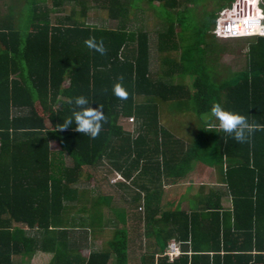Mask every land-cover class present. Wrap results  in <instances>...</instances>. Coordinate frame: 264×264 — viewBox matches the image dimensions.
I'll return each instance as SVG.
<instances>
[{
    "label": "trees",
    "instance_id": "trees-1",
    "mask_svg": "<svg viewBox=\"0 0 264 264\" xmlns=\"http://www.w3.org/2000/svg\"><path fill=\"white\" fill-rule=\"evenodd\" d=\"M46 1L0 0V264H128L130 223L152 240L140 264H264V37L246 38L244 66L221 74L214 56L225 46L211 33L234 0L194 21V0ZM90 3L114 24L86 23ZM66 4L69 14L51 21ZM258 5L264 14V0ZM146 6L158 20L153 35L135 24ZM93 39L103 54L85 44ZM80 95L106 117L95 138L63 128ZM216 103L253 125L245 142L205 122ZM163 104L198 117L191 142L163 126ZM106 164L129 182L124 190L134 187L121 207L89 188ZM206 167L223 190L200 185L161 200ZM106 228L111 237L94 249ZM171 243L180 254L169 261L162 253Z\"/></svg>",
    "mask_w": 264,
    "mask_h": 264
},
{
    "label": "rangeland",
    "instance_id": "rangeland-1",
    "mask_svg": "<svg viewBox=\"0 0 264 264\" xmlns=\"http://www.w3.org/2000/svg\"><path fill=\"white\" fill-rule=\"evenodd\" d=\"M46 1V0H45ZM195 4L191 6L193 9L192 12L188 13V19L189 20H196V19H201L202 17L206 16L210 11L216 9L218 5L222 3V0H194ZM46 5L48 8L51 7V2L50 0H47ZM79 9L78 7L76 8V12L78 13ZM70 12V7H66L64 9V12L62 13H57L54 14L53 12L51 13V21H54L56 17L67 15ZM153 12V11H152ZM151 11H148L146 13H138L137 15L139 16V19H142V21H135L136 25H141L144 23L146 30L150 32L151 35H153V31L156 29V17L153 15ZM107 14L105 11L93 8L91 11L86 15L85 22L88 24L92 25H105V26H112L114 23L107 20ZM215 42L219 43L221 46L224 47V52H222L221 55L219 56H214L217 57V62L215 64L216 70L223 74L225 71H238L244 66L245 58H244V53L243 51L245 50V46L247 44V39H237V40H216ZM152 69H155L157 67L156 65V59H155V53L153 52L152 54ZM156 65V66H155ZM226 73V72H225ZM172 110L170 109V106L168 107V104H163L161 106V121L163 126L170 131L173 135L176 137L182 139L186 143L191 142L198 134V128H199V120L198 117L192 113V111L186 110V111H181V114L179 112H171ZM122 126L126 130H131V128L134 126V122H130L127 120H122L121 121ZM53 145V143H52ZM92 172V171H90ZM94 175L93 178L88 182L89 188H95L97 190V193L100 192L102 195H106L111 197L112 201L111 204L112 206L115 205L116 207L123 206V201H120V195H127L130 196L134 193V187H130V190H124L120 188L117 184H119L120 181H117L118 183H114L115 174L114 170L110 169V167L106 164L102 167H98L96 172H92ZM192 178V175H187L183 180H181L178 183L177 187H172V188H167L169 192L167 195H165V192L163 193V196H161V200H169L173 196L178 195L180 192L186 193V196L194 194L198 187L201 184H204L206 188H214V189H219L223 190V187L217 184V174L214 171V169L208 170L206 173V178L207 179H200L199 176H193L194 181H193V186H191L190 191H186L183 189L184 187L188 186V181ZM205 178V177H204ZM111 182H110V181ZM108 182L112 183L113 185L111 186ZM97 184V185H96ZM132 191V192H131ZM171 197V198H170ZM155 202V200H153ZM141 214L143 215L145 213V205L143 201L141 202ZM183 207H187V200L183 199ZM224 204L226 205L227 202L224 200ZM120 211V210H119ZM105 217L107 218L108 216L111 217V213L105 209L104 211ZM112 217L114 220H117V217L112 214ZM112 218V219H113ZM130 223V222H129ZM132 225H129V235H128V263L129 264H136L137 263V256L140 255L143 250L145 249L144 246L147 244V242H151L152 240L146 239L148 236H143V233L140 234V237L137 233V231L131 230L132 227L134 226L133 223H130ZM121 228L122 226H118ZM117 227V228H118ZM111 229L106 228L104 233L100 236L94 239V247L100 248L102 244L111 237Z\"/></svg>",
    "mask_w": 264,
    "mask_h": 264
},
{
    "label": "clouds",
    "instance_id": "clouds-1",
    "mask_svg": "<svg viewBox=\"0 0 264 264\" xmlns=\"http://www.w3.org/2000/svg\"><path fill=\"white\" fill-rule=\"evenodd\" d=\"M85 44L101 54L105 52L103 41L97 43L93 39L85 41ZM113 91L119 98L124 99L127 97V93L120 83L114 85ZM92 103L86 96L75 97L72 114L63 120V128H69L74 124L75 131L95 138L99 134L106 117L103 109L98 105L93 107ZM213 120L219 122V128L224 133L240 143L245 142L253 130V125L248 122L246 116L226 110L219 103L213 104L209 113L205 116L206 123Z\"/></svg>",
    "mask_w": 264,
    "mask_h": 264
},
{
    "label": "built area",
    "instance_id": "built-area-1",
    "mask_svg": "<svg viewBox=\"0 0 264 264\" xmlns=\"http://www.w3.org/2000/svg\"><path fill=\"white\" fill-rule=\"evenodd\" d=\"M258 2L250 5L249 0H234L230 7L218 13L211 33L224 40L264 36V14ZM179 254V247L171 243L162 256L172 261Z\"/></svg>",
    "mask_w": 264,
    "mask_h": 264
},
{
    "label": "crops",
    "instance_id": "crops-1",
    "mask_svg": "<svg viewBox=\"0 0 264 264\" xmlns=\"http://www.w3.org/2000/svg\"><path fill=\"white\" fill-rule=\"evenodd\" d=\"M51 5V4H50ZM66 7H70V10H71V8H72V5L71 4H66V5H64L63 6V8L65 9ZM78 7V9H80V7L78 6V5H76V7L75 8H77ZM88 12H87V14L91 11V9H93V8H95V6H94V4L93 3H90V4H88ZM146 11H149L148 9H147V6H146ZM64 12V11H63ZM79 12V11H78ZM60 13H62V12H60ZM90 25H92V24H90ZM239 39H246V38H239ZM215 40H217V39H215ZM218 40H220V39H218ZM222 40V39H221ZM228 40V39H227ZM231 40H237V39H231ZM51 149L52 150H56L57 149V147H56V145L53 143V145H52V143H51ZM204 167V166H203ZM211 169H213V168H210V167H206V168H204V169H200V172H197V171H192V172H190L188 175H192V178L188 181L189 183H188V186H186L185 188H183V189H185L186 191H190V189H191V186H193V181H194V178H193V176H199V178L200 179H207L206 178V173H207V171L208 170H211ZM114 176H115V178L114 179H116V180H114V183H118L117 181H120L119 182V184H117L120 188H124V187H122L123 185H127V184H129V182L127 181V180H125L124 178H122L121 176H120V174L119 173H117V172H115L114 171ZM205 177V178H204ZM110 181V180H109ZM111 182V181H110ZM110 182H108L111 186L113 185L112 183H110ZM201 185H204V184H201ZM205 186V185H204ZM168 186H163V188H167ZM190 195H188V197H189ZM94 249H98V248H96V247H94ZM127 253H128V251H127ZM136 260H137V263L136 264H140V257H138L137 256V258H136ZM128 261H129V259H128ZM129 264V263H128Z\"/></svg>",
    "mask_w": 264,
    "mask_h": 264
}]
</instances>
